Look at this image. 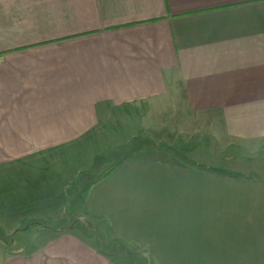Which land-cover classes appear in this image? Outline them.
<instances>
[{
    "label": "crops",
    "instance_id": "obj_1",
    "mask_svg": "<svg viewBox=\"0 0 264 264\" xmlns=\"http://www.w3.org/2000/svg\"><path fill=\"white\" fill-rule=\"evenodd\" d=\"M180 94L181 121L197 129L190 138L199 144L186 151L190 166L180 172L186 175L183 219L171 214L172 250L180 249L183 264H264V168L204 165L219 159L214 147L223 160L234 148L239 156L226 161L234 164L264 148V0H0V178L15 183L0 186V207H22L20 220L0 208V232L35 238L18 244L0 237L6 257L0 264H122L72 225L21 230L35 226L25 216L63 204L48 194L33 203L25 186L34 170L15 164L74 144L110 141L102 127L135 122L139 132L138 120L128 114L114 120L112 109L147 106L154 114ZM156 117L151 126L163 128L160 136L152 142L144 141L146 132L126 137L137 148L122 161L168 166L111 169L88 190V214L106 218L117 238L136 248H160L139 231L143 182L137 176L145 170L168 177L164 185L172 181V150H163L172 144V115L167 123L163 114ZM39 185L49 190L46 182ZM12 191L19 197L8 199ZM118 191L120 215L130 217L121 225L116 210L103 208L106 197H119L107 192Z\"/></svg>",
    "mask_w": 264,
    "mask_h": 264
},
{
    "label": "rangeland",
    "instance_id": "obj_2",
    "mask_svg": "<svg viewBox=\"0 0 264 264\" xmlns=\"http://www.w3.org/2000/svg\"><path fill=\"white\" fill-rule=\"evenodd\" d=\"M185 99L180 94L178 98L172 97L171 100H165L161 103V108L158 111H155L154 114L148 110L147 106H140V112L128 109V112H122L119 109H112L113 119L117 120L124 115H129L132 117L133 121L138 120L140 125L139 132L138 128L135 126V122L132 123V126H113V127H102L100 129V134H107L110 141L96 142V141H87L80 144H74L69 147L60 148L56 153L49 154L47 157L42 159H33L25 160L21 163L15 164L17 166L30 167L34 171V175H31L30 184L26 187L31 186L33 196L30 200L34 203L35 201H40L44 196L48 194V198L53 203L63 204L59 209L56 207L48 208L46 215H31L25 216L24 209V218H31L32 224L35 226H29V223L21 226V230L30 229L31 227L40 228V227H68L73 226L79 232L85 233L86 238L93 244L101 247L100 249L105 253H108L115 260H119L122 264H183V256L180 254L177 249L172 250V222H169L172 214V219L182 220L183 219V200L185 197V176L183 173H180L184 168L189 167L190 161L185 158L190 159V153L186 151L194 150L196 143L199 144L198 140L192 141L190 135L196 128H185V121L182 120L180 114L184 113L181 105H184ZM172 110V114H171ZM163 114L165 116L163 123H167L172 115V144L168 148L167 146L163 147V150L167 149L172 150V181L169 185H164L163 183L168 182V177L160 176L158 174H149L145 170H141L142 175H138V179L142 178V186L138 189L139 201L141 203L139 210V218L142 221L140 225V233H143L144 240L157 243L160 241V248H144V244L138 248L130 244H124L117 236L114 234L113 230L108 227L109 224L106 221V218H92L88 214L89 205L92 203V199H89L88 196V186L94 181L102 178V176L107 174L108 171L112 169V172L116 168H122L123 170L134 166L135 169L143 168L149 170H156L158 168L167 167L168 163L164 161H152V160H135V161H122L126 155L132 153V149H135L137 146L135 143L129 145L127 143V138L129 139L133 136L142 135L146 132V136L151 137L147 138L144 141L152 142L153 137H159L162 133L163 128L152 127V121H154L153 115L160 117ZM195 125V124H194ZM192 129V130H191ZM111 130V131H109ZM156 130V131H155ZM145 135V134H144ZM211 135H209L210 137ZM142 138V137H141ZM92 139H95L94 137ZM206 144L209 139L206 137L202 138ZM189 140V141H188ZM152 147L154 145L149 144ZM135 146V147H134ZM214 147V145H213ZM123 148V150H121ZM234 148L229 149L230 151H224V158L220 159L222 150L214 151L219 153V159H208L204 162V165L208 167H229V166H239L247 170H259L264 168V148L261 151H257L255 155H249L246 153L242 156L243 161L237 163H228L227 158L229 155H238L237 152L233 151ZM197 150V148H195ZM194 150V151H195ZM242 155V153H240ZM239 156V155H238ZM249 157L250 160H246ZM191 160V159H190ZM148 161V162H143ZM188 162V163H186ZM219 162V163H217ZM186 164V165H185ZM119 165V166H117ZM183 165V166H175ZM116 166V167H115ZM15 178V177H14ZM13 178V179H14ZM13 183V181H11ZM16 182V181H15ZM44 182L48 184V191L41 190L39 191V183L44 188ZM15 184V183H14ZM10 183V180H5L0 178L1 189L13 188V185ZM36 189V190H35ZM144 189V190H143ZM207 190V189H206ZM30 192V193H32ZM29 193V194H30ZM108 194L112 193L113 195L119 194V197H106L103 201V208L108 210H116L115 220L118 224L121 225V220H130L129 216L125 214L120 215L121 205L119 203V198H121V191L118 192H107ZM196 193V191L194 192ZM209 193V190H208ZM19 193L16 192H7V198L16 199L19 197ZM210 194V193H209ZM64 198V201L60 199ZM27 196L25 197V199ZM27 202L29 199H26ZM44 202V201H43ZM143 202L146 204L143 205ZM2 205L5 203H1ZM2 207V206H1ZM0 207V208H1ZM22 208V207H21ZM21 208L15 206H3L1 212L3 216L9 212H16V215L13 216V219L20 220L21 218ZM25 208V207H24ZM45 209V207H43ZM40 213V212H39ZM22 218V219H24ZM110 221V220H109ZM119 227V226H118ZM121 228V226L119 227ZM183 232V230H182ZM5 232H0L1 238H6V242H18L21 243L22 239H26L27 242H32L35 240L33 233L29 235L20 234L17 232L13 235L12 238L6 237ZM156 234L159 235L158 238H154ZM177 234H179L177 230ZM178 239V236H177ZM168 240H171V245L165 246V242L169 243ZM25 244V241H22ZM26 242V243H27ZM12 248V252L15 249ZM4 251H9L7 247H3ZM178 252L177 259L175 253ZM4 252L0 247V262L4 260Z\"/></svg>",
    "mask_w": 264,
    "mask_h": 264
},
{
    "label": "trees",
    "instance_id": "obj_3",
    "mask_svg": "<svg viewBox=\"0 0 264 264\" xmlns=\"http://www.w3.org/2000/svg\"><path fill=\"white\" fill-rule=\"evenodd\" d=\"M109 173V172H108ZM107 175V174H106ZM102 178H100V179H98L97 181H100ZM96 182H94V183H92V184H90L89 186H88V188H90L92 185H94Z\"/></svg>",
    "mask_w": 264,
    "mask_h": 264
}]
</instances>
